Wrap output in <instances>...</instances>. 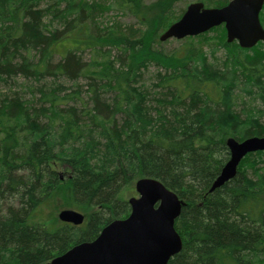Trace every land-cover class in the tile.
<instances>
[{"label": "trees", "instance_id": "obj_1", "mask_svg": "<svg viewBox=\"0 0 264 264\" xmlns=\"http://www.w3.org/2000/svg\"><path fill=\"white\" fill-rule=\"evenodd\" d=\"M90 1L0 0V264H46L94 239L129 214L121 193L140 177L184 201L174 221L182 246L167 264H264V151L239 163L263 157L252 176L238 169L208 190L228 159L226 138L264 136V43L202 48L187 36L168 50L158 36L184 11L166 23L175 0ZM110 6L143 31L89 21ZM81 78L90 104L64 87ZM61 184L84 221H35Z\"/></svg>", "mask_w": 264, "mask_h": 264}, {"label": "water", "instance_id": "obj_2", "mask_svg": "<svg viewBox=\"0 0 264 264\" xmlns=\"http://www.w3.org/2000/svg\"><path fill=\"white\" fill-rule=\"evenodd\" d=\"M264 0H228L218 7H206L202 1L186 5L180 17L161 31L158 38L181 39L194 36L223 24L226 41H236L249 48L264 40V27L259 13ZM229 156L212 181L209 191L232 179L242 158L264 151V136L225 140ZM136 196L127 199L129 214L104 225L98 235L81 241L50 259L46 264H167L182 246L174 227L184 201L158 179L140 177L134 182ZM60 221L79 225L84 214L74 209H62Z\"/></svg>", "mask_w": 264, "mask_h": 264}, {"label": "rangeland", "instance_id": "obj_3", "mask_svg": "<svg viewBox=\"0 0 264 264\" xmlns=\"http://www.w3.org/2000/svg\"><path fill=\"white\" fill-rule=\"evenodd\" d=\"M99 3L100 5L104 6L106 5L105 0H91ZM90 1V2H91ZM145 3H150L154 0H144ZM193 1H202L204 3V6L206 7H218L215 6L217 3V0H175L173 2V6L163 14V18L166 19V23L174 20L180 13L182 9L186 7V5ZM44 3V2H43ZM92 3V2H91ZM45 4V3H44ZM92 15L89 17V21L92 23H95L99 27H110L115 26L116 24L121 27V29L127 31L130 34H139L144 29V24L137 21L132 15L129 13H124L115 6H110V8H106L103 12H100L98 14ZM94 23V24H95ZM164 22V24H166ZM187 37V36H186ZM226 39V31L223 24H219L217 26H214L210 28L209 30L202 32L200 34L191 36L190 40L194 41L199 45V47L207 48L208 44H215L219 43L221 40ZM182 41L175 38L167 39L165 42H163V48L168 50H173L181 45ZM218 56L222 55V52L217 53ZM89 57V54L87 51L83 53V61H87ZM59 57L58 55H55V59L57 60ZM156 67L151 66L149 71L146 72V74L143 75V81L145 84H150L152 82V78L155 74ZM141 82V81H140ZM139 82V83H140ZM64 87H71V89L77 88L81 91V97L88 101V104H90L89 99V93L86 92V79L81 78L76 86L72 85L71 82H63ZM11 85H14L12 90H18L21 92L23 97L28 96L27 90H24L23 88L17 86L18 83L10 82ZM102 97L105 99H109L111 97V93L105 92L102 94ZM71 104L75 106H79L80 100L76 99L74 102H70ZM259 158H263L261 156H253V157H247V159L243 160L242 164L239 165L238 169L240 171H245V174L248 176H252L253 172L251 171L252 167H250V164L254 163V161L257 163ZM261 165V164H259ZM256 166V164L254 165ZM253 166V167H254ZM54 167L58 170H60L59 165L55 164ZM53 199H51V202L48 204L40 206L34 213L35 215L34 220L43 219L45 221H48V224H53L59 222L58 213L62 209H74L73 204L70 201L69 198V189L65 184L59 185V187L54 191L53 193ZM137 193L134 189V183H132L129 187H126L123 192L121 193L122 197H125L126 200L131 196H136ZM79 211V210H77ZM51 227V226H50Z\"/></svg>", "mask_w": 264, "mask_h": 264}, {"label": "flooded vegetation", "instance_id": "obj_4", "mask_svg": "<svg viewBox=\"0 0 264 264\" xmlns=\"http://www.w3.org/2000/svg\"><path fill=\"white\" fill-rule=\"evenodd\" d=\"M263 27H264V26H263ZM260 42H261V43H264V40H262V41H260ZM257 43H258V42H257ZM253 153H254V152H253ZM244 157H245V156H244ZM244 157H243V158H244ZM243 158H242V159H243Z\"/></svg>", "mask_w": 264, "mask_h": 264}, {"label": "bare ground", "instance_id": "obj_5", "mask_svg": "<svg viewBox=\"0 0 264 264\" xmlns=\"http://www.w3.org/2000/svg\"><path fill=\"white\" fill-rule=\"evenodd\" d=\"M251 167V166H250Z\"/></svg>", "mask_w": 264, "mask_h": 264}]
</instances>
